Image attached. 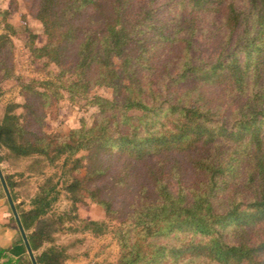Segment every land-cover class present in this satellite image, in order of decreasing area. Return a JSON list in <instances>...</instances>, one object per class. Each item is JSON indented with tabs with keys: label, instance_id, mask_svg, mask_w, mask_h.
<instances>
[{
	"label": "trees",
	"instance_id": "1",
	"mask_svg": "<svg viewBox=\"0 0 264 264\" xmlns=\"http://www.w3.org/2000/svg\"><path fill=\"white\" fill-rule=\"evenodd\" d=\"M36 1L47 40L29 48L59 72L43 92L22 84L26 103L5 109L0 164L31 160L27 173L45 177L31 209L16 206L39 264L70 259L55 244L66 229L112 234L116 264H264V0ZM0 73L13 78L1 58ZM62 91L97 109L91 127L43 131L34 97ZM61 190L71 214L53 216ZM86 199L107 221L74 214Z\"/></svg>",
	"mask_w": 264,
	"mask_h": 264
},
{
	"label": "rangeland",
	"instance_id": "2",
	"mask_svg": "<svg viewBox=\"0 0 264 264\" xmlns=\"http://www.w3.org/2000/svg\"><path fill=\"white\" fill-rule=\"evenodd\" d=\"M167 1L171 0H161V3H166ZM240 1L243 3V0ZM243 6L241 4L239 7ZM37 8L38 2L36 0H0V35H10L12 41V46L8 45L0 51V58L3 59L7 71L11 72V74L13 73V78L8 79H2V74L0 73V119L3 118L8 105L14 103L24 105L26 103L22 84H31V86L36 87L37 91L43 92L44 90L39 85L51 79V75H56L59 72V68L49 63L47 59H36L29 48L32 39L35 40L34 44L37 47L43 46L47 40L43 25L35 16ZM164 9H167L166 12L168 13V6H165ZM208 20L205 28L215 29V26L212 25V22L214 23L212 16H209ZM7 25L12 27V29H7ZM208 36H201L200 38L202 39L200 41H208ZM203 48V57H207L206 50ZM61 94L62 97L58 100L49 98L47 101L45 98L34 97L36 105L41 107L38 114L42 118L43 131L47 134L65 137L70 131L79 129L82 125L88 128L91 127L97 109L89 105L86 100L79 98L71 100L67 92L62 91ZM91 95L112 99L113 91L110 88L97 87L92 91ZM46 102L49 103V106L43 108V103ZM15 113L22 114L24 109L18 108ZM33 126L35 128L34 124ZM179 160L182 161V180L184 185L183 171L184 168H187V163L184 162V157H180ZM31 162V160H22L21 162L12 160L4 162V169L1 168L5 179L12 177L17 184L15 193L19 198L15 201L16 206L19 204L26 211L31 209V199L36 195L38 188L44 183L45 179L43 176H32L27 173ZM57 170L49 168L47 175L49 176L57 172ZM190 172L188 170V174ZM20 173H24V175L19 176ZM83 173L85 171H82ZM193 176H187L185 181H196V175ZM4 194L6 195V193ZM121 196L118 198L120 202L124 198V196L123 198ZM67 197V193L61 190V195L53 205L51 215L71 214L72 203ZM74 214L80 220L107 221L102 206L92 202L90 199L79 203ZM71 225L74 228L79 226L77 222H68L65 227H71ZM55 237L57 239L56 245L67 247V254L70 259L65 264H116L120 256V246L112 234L95 237L87 232H72L66 229ZM45 247L47 248L49 245Z\"/></svg>",
	"mask_w": 264,
	"mask_h": 264
},
{
	"label": "crops",
	"instance_id": "3",
	"mask_svg": "<svg viewBox=\"0 0 264 264\" xmlns=\"http://www.w3.org/2000/svg\"><path fill=\"white\" fill-rule=\"evenodd\" d=\"M3 163L0 164L2 169ZM3 192L0 180V264H33L10 203ZM42 251L43 249L33 251L37 260Z\"/></svg>",
	"mask_w": 264,
	"mask_h": 264
},
{
	"label": "water",
	"instance_id": "4",
	"mask_svg": "<svg viewBox=\"0 0 264 264\" xmlns=\"http://www.w3.org/2000/svg\"><path fill=\"white\" fill-rule=\"evenodd\" d=\"M0 180L2 182V185H3L4 191L6 193L7 199L9 201V203H10L11 208H12L14 217H15V219L17 221L19 230H20V232L22 234V237L24 239L25 245H26V247L28 249V252H29V255L31 257V260H32L33 264H39L38 260L36 259L35 255H34V252H33L32 248H31V245H30V242L28 240L26 231L24 230L23 225L21 223L20 216H19L16 204H15L13 198H12L11 192H10L8 184H7V181H6V179H5L4 175H3V171L1 169V166H0Z\"/></svg>",
	"mask_w": 264,
	"mask_h": 264
}]
</instances>
